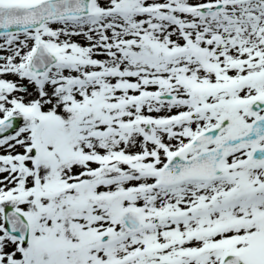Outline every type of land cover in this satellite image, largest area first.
I'll list each match as a JSON object with an SVG mask.
<instances>
[{
	"label": "snow or ice",
	"instance_id": "snow-or-ice-1",
	"mask_svg": "<svg viewBox=\"0 0 264 264\" xmlns=\"http://www.w3.org/2000/svg\"><path fill=\"white\" fill-rule=\"evenodd\" d=\"M0 264H264V0H0Z\"/></svg>",
	"mask_w": 264,
	"mask_h": 264
}]
</instances>
